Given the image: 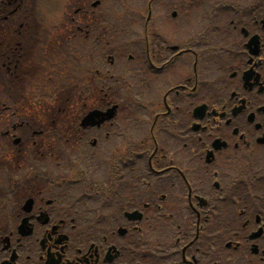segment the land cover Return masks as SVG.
I'll use <instances>...</instances> for the list:
<instances>
[{
    "label": "flooded vegetation",
    "instance_id": "af4514ba",
    "mask_svg": "<svg viewBox=\"0 0 264 264\" xmlns=\"http://www.w3.org/2000/svg\"><path fill=\"white\" fill-rule=\"evenodd\" d=\"M116 1L74 2V123L0 91V264H264V0ZM34 3L0 0V78L44 91ZM100 50L133 52L122 87L140 106L82 129L114 105Z\"/></svg>",
    "mask_w": 264,
    "mask_h": 264
},
{
    "label": "rangeland",
    "instance_id": "374dc122",
    "mask_svg": "<svg viewBox=\"0 0 264 264\" xmlns=\"http://www.w3.org/2000/svg\"><path fill=\"white\" fill-rule=\"evenodd\" d=\"M76 0H37V5L39 4V10L41 11V13L43 12H47L48 10V5H49V9H50V17H51V24L54 23L55 26H57L56 29H52L49 37L50 41H53L52 44L56 41V37H58L59 35H62L63 33H65V35L61 36V42H63L64 39L66 38H70L69 40H67L69 47L64 46L60 48H62L64 51L67 50L68 53L73 52L72 49H74L75 51V42L76 40L73 39L74 35L73 33H76L78 31H75V26L72 25L69 26L70 28V32L69 33L67 31L68 29V25H69V21L71 20V18L74 17L73 15V11H74V2ZM117 10V9H116ZM71 25V24H70ZM62 28V29H61ZM61 29V30H60ZM60 32H62V34H60ZM65 41V40H64ZM111 41V40H110ZM78 43V42H77ZM56 47V46H55ZM57 49V55H59L62 50L58 47H56ZM92 52L94 53V51L92 50ZM86 53V52H85ZM84 53V54H85ZM112 53H110V51H105L104 50H100V52L98 53V71L99 74H103V72L105 71H111V74L114 75L115 77H118V79L120 80V82L118 84H115V90H113V94H114V103H118L121 106L124 105V91L120 90V85L122 84V78L128 74L129 72H132L134 69H138V65L136 64H129L126 61L123 60H118V58L115 59L114 64L110 65L105 59L106 56H113L111 55ZM83 58V55H82ZM89 58V54L87 52V60L84 58L85 61H83L82 66L83 67H87L90 65V61L91 59ZM50 59V58H48ZM69 62H71L70 60H67ZM49 67H52L53 70L55 68H61L64 65H68L67 63H65V61L60 60V57H57V62L56 63H52L51 60L50 62H48ZM69 65H73V62H71V64ZM96 67V66H94ZM63 73V72H62ZM4 78H0L1 82L0 83H5V81L3 80ZM117 79V78H115ZM53 163V162H52ZM51 162L49 164H52Z\"/></svg>",
    "mask_w": 264,
    "mask_h": 264
},
{
    "label": "water",
    "instance_id": "95a60500",
    "mask_svg": "<svg viewBox=\"0 0 264 264\" xmlns=\"http://www.w3.org/2000/svg\"><path fill=\"white\" fill-rule=\"evenodd\" d=\"M95 116H98V114L97 113H92V114H90L84 121H83V123H82V125L83 126H88V125H92L94 122H93V120H94V117Z\"/></svg>",
    "mask_w": 264,
    "mask_h": 264
}]
</instances>
